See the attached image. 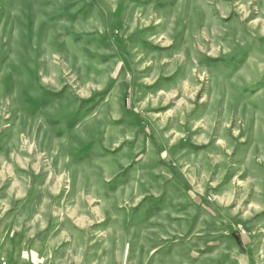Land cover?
Instances as JSON below:
<instances>
[{"label":"rangeland","instance_id":"374dc122","mask_svg":"<svg viewBox=\"0 0 264 264\" xmlns=\"http://www.w3.org/2000/svg\"><path fill=\"white\" fill-rule=\"evenodd\" d=\"M0 262L264 264V0H0Z\"/></svg>","mask_w":264,"mask_h":264},{"label":"crops","instance_id":"0c3cea01","mask_svg":"<svg viewBox=\"0 0 264 264\" xmlns=\"http://www.w3.org/2000/svg\"><path fill=\"white\" fill-rule=\"evenodd\" d=\"M180 144V142L179 143H177V144H174V145H170L169 147H170V150H173V153H172V155H173V157H176L175 158V160L174 161H179L178 159L181 157L180 155H177L180 151V149H181V152L183 151V153L184 152H187V150H185L182 146H180L179 145ZM180 156V157H179ZM184 156H186L187 157V155H184ZM181 159H182V157H181ZM178 171V174H179V176H181L182 178H184V176H183V174H182V171H180L179 169L177 170ZM184 185H186V187H185V189H186V194L190 197V200L193 198V194H192V191L190 190L189 191V186L187 185V183L186 182H184Z\"/></svg>","mask_w":264,"mask_h":264},{"label":"built area","instance_id":"2783aa9c","mask_svg":"<svg viewBox=\"0 0 264 264\" xmlns=\"http://www.w3.org/2000/svg\"><path fill=\"white\" fill-rule=\"evenodd\" d=\"M242 234H245V232L243 231ZM0 264H8V263H3V262H0Z\"/></svg>","mask_w":264,"mask_h":264}]
</instances>
